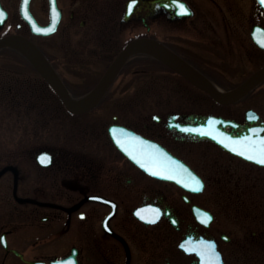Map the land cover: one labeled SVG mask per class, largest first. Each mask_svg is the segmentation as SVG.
Masks as SVG:
<instances>
[{"label":"flooded vegetation","instance_id":"1","mask_svg":"<svg viewBox=\"0 0 264 264\" xmlns=\"http://www.w3.org/2000/svg\"><path fill=\"white\" fill-rule=\"evenodd\" d=\"M215 1L181 0L189 9L183 12L176 0H55L54 7L47 0L48 21L52 9L60 15L51 33L39 34L24 18L22 0H0V38L16 34L35 42L75 100L98 84L135 38L155 40L227 91L256 69L227 85L208 71L201 46L213 43L201 39V31L215 27L202 28L194 19ZM29 8L39 20L34 0ZM256 14L250 35L253 25L264 26V10L257 7ZM263 65L264 59L257 69ZM167 75L176 84L171 87L175 103L167 102L162 85ZM143 79L149 81L141 84ZM262 84L264 78L233 102L210 97L216 109L196 112L197 103L189 107L179 102V95L209 93L160 59L136 51L85 112H71L48 85L64 116L82 122L80 134L74 142L67 137L51 147L0 154V264H264V164L182 127L200 128L206 118L220 117L225 123L218 127L229 137H245L255 129L250 137L259 140L264 137L263 112L235 105ZM120 98L123 103L104 102ZM111 109L140 118L120 122L114 113V121L106 125L102 111ZM148 110L152 112L141 113ZM113 124L132 132L117 130L132 148H141L135 143L139 134L146 139L148 157L164 160V148L190 169L178 168L177 181L158 175L163 169L153 162L151 171L139 166L114 142ZM198 144L211 149L200 152ZM216 191L221 193L218 201Z\"/></svg>","mask_w":264,"mask_h":264},{"label":"rangeland","instance_id":"2","mask_svg":"<svg viewBox=\"0 0 264 264\" xmlns=\"http://www.w3.org/2000/svg\"><path fill=\"white\" fill-rule=\"evenodd\" d=\"M12 1L16 4L18 0ZM257 7V0H216L214 6L206 5L205 11H202L205 14L196 15L194 21L202 24V28L207 26L209 29L210 25L215 27L205 32L201 31V34L205 33V39L202 36L201 39L213 43L212 47L207 48L203 45L201 48L205 50L209 61L206 66L208 71L221 76L214 79L218 83L225 85L234 83L242 74L257 69L259 62L264 59V52L255 45L250 35L251 23L257 17ZM34 11L41 22L48 21L47 0H34ZM36 40L41 44L47 43L43 38ZM166 78L167 82L162 85L166 89L164 91L167 102L175 103L178 100L177 94L171 89L176 85L175 81L170 75ZM135 81L139 82V79L135 78ZM148 81L149 79H143L141 84ZM114 85L119 84L116 82ZM210 97L203 92H194L179 95V99L181 98L179 102L187 105L197 103L195 105L198 106L193 109L196 112L207 113L216 109L212 106ZM123 101L121 98L104 100L107 103ZM235 106L237 108L251 106L260 109L264 114V84L256 87L245 100ZM60 109L59 99L51 93V88L24 57L21 58L13 50H0V154L15 156L19 152L51 147V142L60 144L68 138L74 142L79 137V124L82 122L72 118L70 120ZM102 112L106 125L114 121L112 116L114 113L119 114L117 121L120 122L128 119L138 121L140 118L138 114L134 116L135 118L132 117V112L126 110L111 109ZM151 112L148 110L141 113ZM197 146L200 152L211 149L206 144ZM212 151L216 156H220L219 151L215 149ZM215 195L217 201L221 199L218 198L221 196L220 191H216Z\"/></svg>","mask_w":264,"mask_h":264},{"label":"water","instance_id":"3","mask_svg":"<svg viewBox=\"0 0 264 264\" xmlns=\"http://www.w3.org/2000/svg\"><path fill=\"white\" fill-rule=\"evenodd\" d=\"M50 1L52 2V6L54 7L55 0H50ZM258 3H259V7L264 9V3H261V0H258ZM29 4H30V0H28L27 4H25V0H22L21 9L23 16L31 24L33 31L42 34L51 33V30L38 31L37 28H45V29L55 28L60 15L59 11L55 14L54 9H52V21L50 20V22L47 24H41L38 22V20L30 11ZM26 9H27V15L25 14ZM50 17H51V13H50ZM252 37L258 45L264 48V44L261 43V40H264V26L258 24L254 25L252 27ZM5 45H13L14 47H16L30 61V63L35 67V69L45 78V80L49 83V85L56 91V93L59 95L63 103L66 105V107L71 112L74 113H82L91 109L99 101L105 88L107 87V85L109 84L115 73L118 71V69L121 67V65L129 58L130 55H132L136 51L147 52L153 55L154 57L160 59L161 61L165 62L170 67L183 74L191 82L206 90L216 101L221 103H228L238 99L264 78V65H263L257 70H255L246 80H244L235 88L230 89L228 91H223L219 89L211 81H209L207 78H205L203 75H201L194 68H192L188 63L183 61L181 58H179L169 49H166L165 47L157 43L155 40L148 38H135L131 40L121 50V52L118 54V56L113 61V63L109 66L108 70L101 78V80L98 82V84L83 98H81L80 100H75L71 96L67 88L65 87L63 81L60 79L56 71L51 66V63L48 61L44 53L34 42H32L30 39H28L25 36L15 34V35L3 36L0 38V48ZM248 112H252V109H249ZM212 118L215 117L206 118L204 121H202L203 123L200 124L199 127L202 129H206L207 131L213 132L214 134L208 135L206 134V132H201L200 135L202 137L209 136L213 138L216 142H218L221 146L233 150V148L229 147L227 143L221 142L222 140H228L229 137L225 131L221 130L218 127L219 122L221 121L224 122V120L221 118H215L213 120ZM119 128L120 129L123 128L125 131L127 130L122 126H115V125L111 128V134L113 136L115 143L125 153H127L133 160H135V162L138 163L140 166L146 168L144 164L147 163L149 165V168H151L154 167L152 165L153 162L155 163V165L159 167V169L161 168L163 169V172L161 170H158L160 173H164L163 175L177 181L179 180L178 177H180L181 175L178 168L182 167V168L190 169L189 166L185 164L182 160L171 155L166 149L163 148L161 149V151L163 152L162 154L164 160H162L159 156L148 157L144 149L145 148L144 142L146 139L143 137H139L138 135H135L138 137V138L135 137L136 138L135 143L140 144L141 148L138 149L132 148V146L129 144L126 138H122L119 136V133L117 131ZM127 131L131 132L129 130ZM252 135H254V131L251 130L247 134V136L250 137ZM217 137H219V139ZM234 147H239V145H234ZM235 152L241 153L238 151ZM43 154L45 153H41L40 157H42ZM173 163H176V166L178 167L176 168L175 164Z\"/></svg>","mask_w":264,"mask_h":264},{"label":"snow or ice","instance_id":"4","mask_svg":"<svg viewBox=\"0 0 264 264\" xmlns=\"http://www.w3.org/2000/svg\"><path fill=\"white\" fill-rule=\"evenodd\" d=\"M27 2H28V0H25V4H27ZM132 2L134 3L135 0H132ZM176 3L178 4V6L180 7V9L183 12L189 11V9L183 3H181V0H176ZM261 3H264V0H261ZM25 14L27 15V9L25 10ZM0 15H3L2 10H0ZM29 18H31V17H29ZM37 30L38 31H49L51 29L37 28ZM261 43L264 44V40H261ZM212 119L214 120L215 118H212ZM182 127H184L185 131L206 132V134H208V135L214 134L213 132L207 131L206 129H202V128H191V127H186V126H182ZM253 131H256V130L253 129ZM225 135H227V134H225ZM217 138L219 139V137H217ZM221 142L227 143L228 146L232 147L234 151L241 152V154L248 156L250 159L257 160L258 162L264 164V137H261L259 140H256V139H254L252 137H248V136L237 137V138L228 137V140H222ZM234 145H239V147H234ZM42 159H43V157H42ZM144 166L146 168H149V165L147 163H145ZM151 170L152 169L149 168V171H151ZM157 174L163 175L164 173H157ZM192 179L194 180V183L196 186L200 185L198 178L193 177ZM188 186L193 187L194 185L192 183H190V184H188ZM188 250L191 251L192 249H188ZM200 254H201V256H204L206 254V252L204 250H201ZM212 255L213 256L217 255L214 250H212Z\"/></svg>","mask_w":264,"mask_h":264},{"label":"trees","instance_id":"5","mask_svg":"<svg viewBox=\"0 0 264 264\" xmlns=\"http://www.w3.org/2000/svg\"><path fill=\"white\" fill-rule=\"evenodd\" d=\"M1 50L2 51H5V50H13L14 51V48L7 46V47L2 48Z\"/></svg>","mask_w":264,"mask_h":264}]
</instances>
